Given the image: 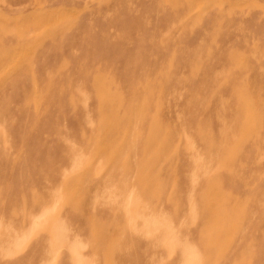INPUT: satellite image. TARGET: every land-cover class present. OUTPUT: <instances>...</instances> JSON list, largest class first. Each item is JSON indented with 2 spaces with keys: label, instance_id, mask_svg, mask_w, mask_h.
Wrapping results in <instances>:
<instances>
[{
  "label": "rangeland",
  "instance_id": "374dc122",
  "mask_svg": "<svg viewBox=\"0 0 264 264\" xmlns=\"http://www.w3.org/2000/svg\"><path fill=\"white\" fill-rule=\"evenodd\" d=\"M217 236L264 264V0H0V264H211Z\"/></svg>",
  "mask_w": 264,
  "mask_h": 264
},
{
  "label": "crops",
  "instance_id": "0c3cea01",
  "mask_svg": "<svg viewBox=\"0 0 264 264\" xmlns=\"http://www.w3.org/2000/svg\"><path fill=\"white\" fill-rule=\"evenodd\" d=\"M241 165H242V167H241V169H242L243 167H245L247 165V163L242 162ZM262 165L263 164H251L250 163V169H253V168L254 169H256V168L260 169L262 167ZM245 170H248V168H246ZM135 186H136V184L134 183L133 187L131 188V190L128 193H130L132 195L133 192H135ZM240 190H246V191L250 190L248 183H246L245 186H241ZM225 192L226 191L224 189L221 192L220 190L211 187V197L226 196L227 194ZM99 195H100V198H99V206H98V210H97V212H98L97 213V216H98L97 221L101 222V228L99 229L98 238H100L101 241L99 240V242H101L103 245L104 244V238L108 239L110 237V235L115 234V232L117 230V226H118L117 219H118V214H119L120 209H117L116 211H114L112 209L113 206L111 205V203H115V201L119 199V195L115 196L114 192L113 193H107V192H104V190H102L101 194H99ZM226 204H225V206H226ZM38 206L39 205L36 203V204H32L28 208L33 209V208H36ZM218 206L219 205H216L215 203L211 204V219L221 217L222 220H224L225 218H223L220 215L221 211L224 208L221 209ZM61 209H62V211L65 210V206H63ZM45 211H47V210H45ZM62 211L59 212L60 215H63V214H61ZM128 211L130 212L129 209H128ZM132 211H135V210H132ZM243 216H241V218L238 219L239 226H238V229L236 230V232H231V235L233 234V235L237 236L238 238H242V240L245 237L247 238L250 236V235L245 236L243 230L238 232V230H240V226H241L240 224L249 223V220H250L249 216H244V217ZM64 219L66 220V218H64ZM52 220L53 219L50 218L48 221L45 222L44 225L36 228V231H38V232H36V234H35V236H34V238L30 244H32V242L40 240L41 238L44 239V237H39L40 232H45L47 230L49 232H51V230L54 227V223L52 222ZM132 220H133V218L130 217L129 220L127 221L129 226H131ZM227 220H229V219L227 218ZM262 220H263V218H262ZM106 221H111V222H109L107 224ZM258 221H260V219ZM257 224H259V223H257ZM62 228L64 229V232H65V230H66L65 225ZM217 229H220V227H218ZM55 236H53V237H55ZM235 236H234V238H235ZM45 240L46 241L49 240L50 243L47 245H43L41 247L42 250L43 249L44 250L41 252L39 257L38 256H33V257H35V258L37 257V259L44 258L47 256V253L45 252L46 248L49 249L50 247L53 248V246H59V245L63 244V237L61 238V240H60V237H57V236L54 239H47L46 238ZM219 241H220L219 236L211 238V259H213V260H211V264H226L225 262L220 263L219 261H217V259L222 255L223 252L225 254L228 253V255H234V254H237L240 252L241 247L240 248H237L236 246L231 247V246H229L228 243L219 252H216V250L214 248H215L216 244H219ZM181 243H183V242H181ZM27 245H29V244H27ZM27 245H26V247H27ZM181 247L183 248V245ZM182 248H181V250H182ZM19 253H21V252L19 251ZM17 255H15V256H17ZM15 256L13 255L10 257H15ZM53 258L56 259V257H53Z\"/></svg>",
  "mask_w": 264,
  "mask_h": 264
}]
</instances>
